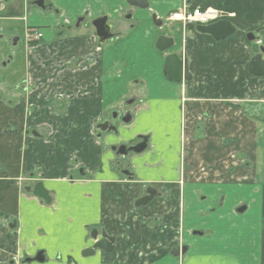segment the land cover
Masks as SVG:
<instances>
[{
    "label": "crops",
    "instance_id": "1",
    "mask_svg": "<svg viewBox=\"0 0 264 264\" xmlns=\"http://www.w3.org/2000/svg\"><path fill=\"white\" fill-rule=\"evenodd\" d=\"M116 2L122 4L124 0ZM147 2L148 15L156 14L163 24H154L150 18L151 26L138 9L132 19L139 20V26L132 25L129 35L138 41L140 52L145 51L146 45H153V59L150 54L142 60V66L153 60L152 68L146 67L148 73L131 71L129 76H120V72L118 76L114 71L118 64L108 63L104 55L96 65L83 64L86 70L77 80L83 88L90 87V95L85 98L83 112L73 114L80 128L69 131L66 139V127L58 128L63 151H53L41 137L29 135L20 117L11 128L0 131V216L10 217L7 226L11 230L19 228L16 243L23 245L21 253L28 257L42 254L39 263L30 264H60L54 261L60 253L68 263L69 253L77 246L82 247L83 258L71 256L76 257L78 264H107L103 262L112 259L108 258L111 253L82 254L86 244L101 238L102 233L114 237L115 250L119 244H126L124 251L132 252L118 254L116 260L121 257L138 261L145 255V260L150 256L151 263L147 264H264V76L251 72L260 44L248 39L264 22V0ZM7 3L4 12L19 17L23 0ZM184 3L217 10L218 21H229L234 32L216 39L197 31V25L184 27L178 21H168V15ZM0 26L12 29L2 19ZM87 34L75 35L70 44L77 49L91 46L93 50L95 41ZM160 35L173 38L166 54L179 53L184 58L190 80L168 82L165 53L155 48ZM258 35L264 44V34ZM261 59L264 60V53ZM102 74L111 77H101ZM92 75L97 77L95 84ZM89 76L92 78L87 82L91 86L84 81ZM126 98L133 99L136 110L131 123L120 128L121 140L132 141L138 135L149 138L146 151L125 158L131 178L120 177L109 167L113 155L108 150L104 152L103 143L94 144L91 133L102 111ZM7 118L4 109L0 125ZM103 139L110 144L119 142L113 134ZM72 148L91 168V176L80 177L77 171H69L66 152ZM71 175L73 180H69ZM31 176L42 181L49 191V203L25 192L28 183L35 181H29ZM199 176L203 183L197 184L194 181ZM178 180H183L181 186ZM148 186L155 187L157 195L147 205L135 207V200ZM123 213H127L123 218L127 224L118 219ZM108 218L118 223L97 226ZM179 220L185 230L180 241L175 232ZM93 231L97 232L95 239ZM195 231L201 233L192 234ZM142 232L155 239L146 248L147 254L135 251L143 245L136 240L143 237ZM181 244L186 247L183 255L169 253Z\"/></svg>",
    "mask_w": 264,
    "mask_h": 264
},
{
    "label": "flooded vegetation",
    "instance_id": "2",
    "mask_svg": "<svg viewBox=\"0 0 264 264\" xmlns=\"http://www.w3.org/2000/svg\"><path fill=\"white\" fill-rule=\"evenodd\" d=\"M8 1L9 0H0V19L5 20L6 24L9 23L12 26V29H8L7 27L0 28V70H3L5 80L11 79V75L14 74V71L17 72L19 66L16 64V62H19L18 56L22 55L23 70L29 72L30 74H36L38 76V81L44 82L47 86V89L51 90L56 99L60 100V106H64V108L68 107L67 110L61 113L56 119L53 118L54 125L52 133L54 135L52 136V141L48 140V135L45 136V138L47 137V139H45V144H47L53 151H63L64 144L58 142V128L63 126L66 127L67 133L63 136L64 139L68 137L69 131L80 128L79 124L74 119L73 114L83 112V106L85 105V102H87L85 98L90 95V87L85 86L83 88V84L77 80L78 75L86 70V68L83 69V64H98L99 62L97 60H101L104 55V43L114 38L117 33H119V30L116 32L113 31V25L109 24V17L105 13H100L94 18H90V20H87L86 15H81L76 17L75 24H71L68 18H62L59 9L53 4V2L49 0H23V10L19 17L7 15L4 10L8 4ZM123 4H125L126 7L123 10L122 18L128 20L132 19L134 17L135 10H138L139 8L128 5L125 0ZM101 10L102 9L99 11ZM103 16L107 17L105 24L110 26V28L107 30V33L110 32L112 34L111 38L106 39L105 41H101L100 38L96 36L95 28L93 26V21ZM46 20H52V23L50 25L38 24L39 22ZM85 21H89V24L93 27L92 36L95 41L93 50L91 49V46H84L81 49H77L75 45L70 44V42L75 39V31L71 33L72 35H64L65 31L69 30L71 25H73L74 28H79L82 24H84ZM253 34L255 36L254 40L261 39V36L258 35L259 32L256 31ZM87 35H90V33ZM258 44L261 46L262 42L260 41L259 43L258 41ZM175 54L181 58L179 53ZM166 55L164 54V57ZM28 59H30V62ZM32 65L34 68L28 70V67ZM36 68L37 72H33ZM114 71L117 72L118 76L120 75L121 70L119 69L118 65L115 66ZM92 76L84 79L86 85L91 86L90 82H87V79L92 78ZM93 77V83L95 84L97 77ZM101 77L108 78L111 76L102 74ZM14 86V88H20L21 91L27 90L28 98L35 96L33 91L29 88L26 77H22L21 80L14 84ZM105 97L107 99V96ZM2 98L3 96L0 92V99ZM132 100V98H126L117 105L113 104L114 106H112L109 110L107 108L102 111V116H100L94 125H92L91 132L93 134L92 142L100 146L101 143H103L102 149L104 152H107L106 150H108L113 155V159L109 162V167L116 170L117 173H119V176L121 175L120 177L128 176L130 178L132 177V174L129 171V165L124 163L125 158H128L130 154H140L146 151L149 145L148 136L138 135L134 140H128L127 142H124L121 140V136L119 135L121 133L120 128L123 125L130 124L133 119V113H135L136 109L133 108L134 102ZM102 101L103 100H101V102ZM5 102H7L9 105L12 104V101L9 99L5 100ZM88 105L89 103L87 106ZM124 118H127L128 120L124 121ZM36 129L39 130L38 128H30L29 131L32 134H35L37 137H44L43 133L41 131H37ZM109 134H113L114 136L118 137L119 142L110 144L104 140L103 138ZM142 141H145V147L141 151L136 152L132 150L133 147ZM122 146L124 148L121 152H119V148ZM78 157V151L75 148H72V150H68L66 152L69 171H77L80 177H84L85 175L88 177L91 176L93 174L91 168H89V166L85 164V162L81 161ZM181 175H184L183 169ZM37 178L40 177L37 176ZM69 178V180H73V175H71ZM31 180H35V178L30 177L29 181ZM194 182H197V184L203 183L202 177L199 176ZM38 183L42 184L43 188L49 195V191L44 187L42 181L37 180L29 182L24 189L25 192L34 195L33 190L35 185ZM143 190L144 191L141 197H138L134 202L136 205L135 207L147 205L157 195V189L155 187L148 186ZM147 195L152 196L148 202L137 204L139 199ZM243 210V207L239 209L240 212ZM181 218L182 217L180 216L179 219ZM262 226H264V220L262 221ZM175 232L179 239L182 240L185 230L182 228L181 220L178 221V228L175 230ZM200 233L201 232L195 231L192 234ZM98 239L100 238H97V240ZM183 247H185L183 244L180 246H175L170 249L169 253L175 256L173 251L178 248L179 254L176 256H181L186 252L185 247L184 253H181V249Z\"/></svg>",
    "mask_w": 264,
    "mask_h": 264
},
{
    "label": "rangeland",
    "instance_id": "3",
    "mask_svg": "<svg viewBox=\"0 0 264 264\" xmlns=\"http://www.w3.org/2000/svg\"><path fill=\"white\" fill-rule=\"evenodd\" d=\"M49 1L53 2V4L59 9V11L61 12L60 14L62 18L63 17L68 18L71 24H75L76 17L81 16V15L83 16L86 15L87 20H90V18L96 17L100 13H105L109 17V24L113 25V31L116 32L117 30H119L118 31L119 33H117V35L114 38L104 43V46H103L104 56L105 58L106 57L108 58L107 60L108 63L116 62L118 64V67L121 70L120 76H127V75L129 76L131 74V71H133V73L136 74V73H139L140 71L146 70V73H148V68L146 67L150 66V68H152L153 60L150 63L147 62L148 65H144V66H142V62H143L142 60L145 57L148 58L150 54H151V58L153 59L152 53L155 54L153 50V45H146L144 52L143 51L140 52L137 50L138 41L135 38H132V35H129V33L133 31L131 28L132 25H135L134 27L139 26L138 24L139 20H136V19L128 20V19L122 18L123 10L126 7L125 4L123 3L117 4L116 0H103L104 5H100L101 4L100 0H93V1L91 0H49ZM100 9L102 10L99 11ZM139 12L141 16H146L148 20L151 18V16H149L147 13V9L141 10ZM51 23H52V20H46V21H41L38 24L50 25ZM148 23L152 26L151 20H149ZM73 32H74V35H77L82 32H86L88 34L90 33V35L92 36L93 27L92 25L89 24V21H85L84 24H82L79 28L77 27L74 28L73 25H71L70 29L65 31L64 35H67V34L72 35L71 33ZM18 61L19 62H16V64L19 65L17 72L14 71V74L11 75L12 77L11 79L5 80L3 70H0V92L2 93V96H3V98L0 99V115H3V111L5 109L6 114L9 116V118H7V120H5L2 125H0V131L4 129L8 130L9 128H11L12 124H15L18 121L17 118L20 117L21 124L23 128L27 130L28 133H30L29 135H32V133L29 131L30 128H38L39 130L37 129L36 130L39 132L41 131L44 135V137H42L43 143H45V139H47V137L45 138L46 135L49 136L48 140L52 141V136L54 135L52 133L54 123L51 118L56 119L61 113L65 112L68 107L64 108V106L62 107L60 106L59 104L60 100L56 99L53 92L47 89V86L44 82L38 81L37 79L38 76L36 74H30L29 72H26L23 70L22 55L18 56ZM28 61L30 62V59H28ZM33 68H34L33 65L29 66L28 70H31ZM36 70L37 68L33 72H37ZM22 77L27 78L29 88L30 90L33 91L35 96L28 98L27 90L21 91L20 88H14L15 87L14 84L17 83L19 80H21ZM116 81L113 80L112 82H116ZM119 85H122V82H120ZM132 86L135 87L136 83L133 82ZM116 87H119V86L117 85ZM8 99L12 101V104L9 105L7 102H5V100H8ZM46 114H48L51 118L45 116ZM174 142H175V132H174V139L172 143L173 145H174ZM181 173H182V169H181ZM23 177H25V175H23ZM20 179L22 178H19V180ZM180 182L178 180V185H180ZM186 189H187V183L185 184L184 190ZM179 196H180V193H178V203H180ZM41 204L44 205L43 203ZM47 205H50V204H47ZM124 211L125 210H123L122 212ZM126 214L127 213H123L118 217L119 221L123 222V224L128 223V221L123 220ZM9 220H10V217H7L5 215L0 216V263L30 264L33 262L37 263V261L39 263V261L42 260L41 253H37V254L34 253L32 255H29L28 257L27 255L24 254L25 252H22V253L20 252L19 249L23 250V245H19L16 243V238L19 235V228L17 227L16 229L11 230V228L7 226V221ZM16 221L18 225L20 223V220L18 217L16 218ZM133 222H136V217H134ZM102 223H106L107 225H109V224H114V223L117 224L118 221L108 218L105 221L99 223L97 226L99 227L100 225H102ZM142 234H143V237L140 239L136 238V240H141L143 242V245L138 250L136 248L135 251L136 253L141 252L142 254H147L145 252L146 248L149 247V245H151L152 243H154L155 239L153 237H150L147 234H144L143 232ZM153 236H159V235H153ZM178 240L180 241L179 237H178ZM127 242L131 243L129 242L128 239H127ZM93 244L94 242L91 240L90 243L86 244L87 248L85 247L84 250L91 248ZM126 246H127L126 244H119V247L116 248V245H115L116 250L113 249L111 252H105L100 248H96L94 252L98 251V252H103V253L104 252L111 253V256H108V258H112V259L108 260L107 262H103L107 264H115V263L121 264L123 262H125L126 264L151 263L150 256L147 260H145V258H147V256L145 255H143L141 257L142 259L138 261L137 260L127 261L126 259H121V257H119L120 258L119 260H116L118 259V257H116L118 254L122 256V255H125L126 253H129V254L132 253V252L124 251L125 248H128ZM81 248L82 247L77 246V249L74 252L69 253L68 256H69V259L71 260L68 263L64 261L63 259L64 255L62 253H60V255L58 254L55 255L54 261L60 264H78L75 258L77 257V260L83 258V256L81 255V250H82ZM164 252L165 250L162 253L156 254L154 258L159 257V255L163 254ZM71 255L73 256L76 255V257H73ZM16 256H19V257H16ZM129 257H132V256L129 255Z\"/></svg>",
    "mask_w": 264,
    "mask_h": 264
},
{
    "label": "water",
    "instance_id": "4",
    "mask_svg": "<svg viewBox=\"0 0 264 264\" xmlns=\"http://www.w3.org/2000/svg\"><path fill=\"white\" fill-rule=\"evenodd\" d=\"M128 5L132 7H137L139 9H146L148 7L147 0H125ZM107 20L106 16H103L99 19L93 21V26L95 28V34L100 38L101 41H105L106 39L111 38L112 34L110 32L107 33L109 28L108 24H105ZM152 21L154 24L160 25L161 20H159L155 14L152 15ZM195 29L201 33L210 34L216 39H224L227 36L231 35L234 32V27L231 23L227 20H219L209 25H199L196 26ZM257 32L264 33V22L262 25L257 29ZM250 36V37H249ZM248 39H254V34H249ZM173 45V38L160 35L157 37L155 46L160 51L168 50ZM260 54L255 56L254 61L251 65V72L256 76H264V60L261 59V54L264 53V46L260 47ZM165 73L169 80L175 82H181L183 80H190L191 75L189 74L187 64L185 60L179 57L175 53H170L165 56ZM127 121V118L123 119ZM145 147V141L137 144L132 150L139 152ZM124 147L119 148V152L122 151ZM152 193V190H151ZM33 194L41 199H43L46 203L50 202V198L47 194V191L43 188L41 183L35 185ZM151 195H147L142 197L137 201V204H143L148 202L151 199ZM97 232H92V237H96ZM114 237L107 236L105 233H102V238L95 241L91 248L86 249L82 254L83 255H91L94 253L96 248L103 249L105 252H110L114 249ZM185 247L181 249V253H184ZM173 254L176 256L179 254V249L176 248L173 251Z\"/></svg>",
    "mask_w": 264,
    "mask_h": 264
},
{
    "label": "built area",
    "instance_id": "5",
    "mask_svg": "<svg viewBox=\"0 0 264 264\" xmlns=\"http://www.w3.org/2000/svg\"><path fill=\"white\" fill-rule=\"evenodd\" d=\"M218 18L219 13L213 8L188 7L186 4H183L182 7L169 16V19H176L184 27L189 24H208Z\"/></svg>",
    "mask_w": 264,
    "mask_h": 264
}]
</instances>
